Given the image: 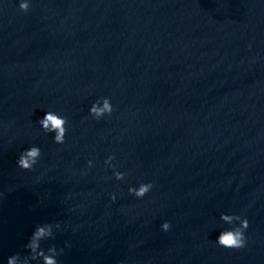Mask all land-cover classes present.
I'll return each instance as SVG.
<instances>
[{"label": "water", "instance_id": "95a60500", "mask_svg": "<svg viewBox=\"0 0 264 264\" xmlns=\"http://www.w3.org/2000/svg\"><path fill=\"white\" fill-rule=\"evenodd\" d=\"M15 4H0V264L57 222L41 243L59 264H264V0ZM96 95L116 105L99 122ZM48 108L62 145L35 123ZM29 144L42 157L21 170ZM109 153L153 190L105 179ZM221 211L248 217L245 248L214 244Z\"/></svg>", "mask_w": 264, "mask_h": 264}, {"label": "clouds", "instance_id": "9594fccd", "mask_svg": "<svg viewBox=\"0 0 264 264\" xmlns=\"http://www.w3.org/2000/svg\"><path fill=\"white\" fill-rule=\"evenodd\" d=\"M4 0H0L3 4ZM32 6V0H16L15 7L23 13H27ZM84 95H91L85 92ZM116 110L112 97L108 95H96L87 107V116L93 121H102L112 116ZM39 130L46 135H51V140L56 145L65 143L66 134L69 131V122L60 110L48 108L35 122ZM42 157L41 147L37 144H29L18 152L15 160L16 167L21 170L31 171L38 164ZM106 170H110V177L105 179H114L127 185V194L137 199L145 197L153 190L151 180H137L135 183L129 182L127 170H121V165L116 159L114 153H109L103 160ZM94 167L93 159L85 161L84 170H90ZM119 193L109 192V201L115 203ZM218 220L221 224L219 232L213 241L215 245L228 250L243 249L247 246L248 236L246 232L249 228V219L245 215L232 211H221ZM161 231L167 232L171 228L168 219H163L159 225ZM61 229L60 223H41L37 224L32 231L27 243L23 246L28 250L27 255L21 256L14 253L7 257L6 264H59L58 257L63 252V248H57L55 245H49L47 248L42 246V241L51 239L55 231ZM75 231V228H73ZM67 246V244H65Z\"/></svg>", "mask_w": 264, "mask_h": 264}]
</instances>
